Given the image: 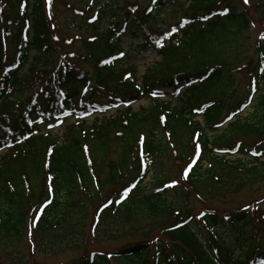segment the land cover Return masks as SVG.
Segmentation results:
<instances>
[{
    "label": "trees",
    "instance_id": "16d2710c",
    "mask_svg": "<svg viewBox=\"0 0 264 264\" xmlns=\"http://www.w3.org/2000/svg\"><path fill=\"white\" fill-rule=\"evenodd\" d=\"M120 1V18L106 15V0L70 11L82 20L67 41L56 35L47 0H0V151L9 149L0 156V264L24 263L21 241L32 255L81 250L68 264H264V228L258 238L252 223L264 201L225 215H195L188 205L264 183V40L253 57L239 58L253 21L236 0H146L142 9ZM170 5L183 16L158 26ZM254 6L264 24V3ZM121 34L137 48L123 52ZM62 42L84 49L65 52ZM138 49L160 57L141 78L131 56ZM240 74L248 83L232 101ZM164 91L177 99L160 100ZM140 100L148 105L131 109ZM119 106L113 116L81 121ZM250 106L251 116H241ZM68 117L76 123L62 139L36 134ZM197 143L184 179L181 165ZM168 163L180 179L165 187ZM119 227L136 241L107 254L93 249L103 236L115 240Z\"/></svg>",
    "mask_w": 264,
    "mask_h": 264
},
{
    "label": "rangeland",
    "instance_id": "374dc122",
    "mask_svg": "<svg viewBox=\"0 0 264 264\" xmlns=\"http://www.w3.org/2000/svg\"><path fill=\"white\" fill-rule=\"evenodd\" d=\"M48 1V0H47ZM89 0H51V3L47 2V5H50V10H51V18L52 22L55 25V32L56 35L61 38V39H67V41L70 40L73 36L79 35V33L74 29L78 24L80 23L81 16H77L78 14L72 13L73 11H76V13H79L81 10H85L86 6L89 5ZM99 1V0H97ZM111 3L110 8H108L107 14L106 15H112L113 12H116L117 16L120 18L122 16V13L119 12L120 8L123 6L122 2L120 0H106ZM238 1L239 5H242L246 8L247 14L251 17L253 24L251 25V28L248 30V32L245 33V36L239 40L240 43V48H241V55L240 59L246 60L250 57H253L254 54V47L255 43L258 39L259 36L263 34V29H264V24L262 22L261 17L255 12V6L257 3L263 4L264 0H249L247 4L244 3V0H236ZM146 0H137L138 5L142 9L145 4ZM187 7V5H185ZM72 11V12H70ZM94 10L91 11V14L93 13ZM90 14V16H91ZM183 16L182 11L176 7V5H170L168 6L163 13L160 14V18L164 21L161 23H157V25L161 27H169L172 24H175L178 22V19ZM106 18V17H104ZM105 20H102L101 26L106 24L104 23ZM121 43L123 44V49L128 50L131 49L130 46H135L136 45V40L129 35V34H124L121 37ZM63 43V42H62ZM237 43V44H239ZM63 47V50L65 52H70V51H77L81 52L83 51L84 47L80 46L79 42H71L70 44L67 42L66 44L63 43L61 45ZM137 48V46L135 47ZM134 48V49H135ZM244 51V52H243ZM133 54V64L137 65V76L139 78L142 77V74L145 73L147 68L152 67L155 65L156 62L159 60V55L157 56L153 52L145 54L143 57H136L135 53ZM234 52H230V56H232ZM83 68L86 69H91L89 64H83ZM248 78L247 75H237V95L236 98L233 99L232 101H235L238 99V96L243 93L244 88L246 87V84L248 83ZM166 97L170 95V92H165L164 94ZM163 100H167L166 98H163ZM231 101V103H232ZM148 101L146 100H140L136 104H132L131 109L137 111L139 107L141 106H147ZM255 105V104H253ZM252 105V106H253ZM250 106L247 108L245 112L241 114V116L247 118V116H251L250 113L253 112V107ZM122 110V109H120ZM116 114V111H110L109 113L106 114V117L113 116ZM96 118H101L102 115H96ZM105 117V118H106ZM93 118L89 117L86 122L87 124H90L91 120ZM198 121H202L201 118L197 119ZM73 123L72 119L68 120V124L71 125ZM67 124V125H68ZM226 128V125L223 127V129ZM46 130V128H44ZM47 132V131H44ZM64 132V127H57L50 132L51 134L55 135L56 137H59V139H62L63 133ZM220 133V132H218ZM216 134V133H215ZM215 134H210L211 136H214ZM5 152L0 153V155H3ZM238 158L242 159V156L238 155L235 157H228V159L231 160H236ZM264 161V160H262ZM169 170L171 175L172 181H177L179 183L178 175H177V169L172 165V163H168ZM183 168V165H181ZM174 176H177L175 178ZM177 179V180H176ZM243 183V182H242ZM247 182H244V184H241L237 191V193H232L229 191L228 195L227 194H218L217 199L210 200L207 203H203L200 201V199L196 196L192 197L190 201L188 202V205L193 212V214L197 215L198 213H201L202 210L206 209H215V212L217 214H229V212H232L236 209H240L242 206H249V205H254L258 202L264 201V183L263 181L253 185V186H248ZM255 212V218L252 219L253 223V234L256 235V237L259 238V236H262L263 228H264V202L262 204H259L258 207L254 210ZM175 219V218H174ZM173 220V219H172ZM170 219V222L172 221ZM119 233L114 234V239L115 240H108L104 241L107 239L106 236H103V240H96L97 243H95L93 249H97L99 251H104L107 253H112L111 251H108L109 248L112 246H122L123 245H128L130 243H133V241H136V239L133 236V231L131 232L130 229H125L124 227H119L118 228ZM248 230V228H246ZM114 231H117V229H114ZM26 240V238L24 237ZM91 240L93 243L95 242L92 237L89 238L87 241ZM100 243V244H98ZM26 245V246H25ZM38 244H36L37 246ZM91 246V245H90ZM89 246V247H90ZM88 247V248H89ZM91 247V248H92ZM111 250V249H110ZM19 251L20 254L24 256L23 259V264H29V260L31 264H68L70 261L73 259L77 258L79 256V251H74V249L69 250L65 254H57V256H54L53 254H44L40 253L39 249L36 248V251H34L33 255L29 253V250L27 248V244H25L24 241H21L20 246H19ZM237 253V252H236ZM4 259L3 256L0 254V262L3 263Z\"/></svg>",
    "mask_w": 264,
    "mask_h": 264
},
{
    "label": "snow or ice",
    "instance_id": "6c2138e0",
    "mask_svg": "<svg viewBox=\"0 0 264 264\" xmlns=\"http://www.w3.org/2000/svg\"><path fill=\"white\" fill-rule=\"evenodd\" d=\"M49 3H51V0H48ZM153 2H155V0H153ZM249 2V0H244V3L247 4ZM133 11H135V9H133ZM149 11H151V9H149ZM173 31H175V29H173ZM91 39H95V37H92ZM261 39L264 40V34L261 35ZM158 46L159 43H158ZM121 56L124 55L123 52H121L120 54ZM107 62V61H106ZM127 78V77H126ZM153 96L157 95V93H152ZM250 103V102H249ZM248 105H245V107H247ZM236 113H232V115L228 116V120H232L233 116H235ZM27 123H31V121H28ZM53 125H49V127H52ZM30 131V129H28ZM21 135H23V130L21 131ZM194 148H195V154L196 156L190 161V162H187L186 166L182 168V175H183V178L184 179H188L189 177V172L193 169V165L195 164L196 162V158L199 157L200 155V152H201V147L200 145L197 143L194 145ZM259 153H253V155H257ZM177 183V181H172V184L171 185H165V187H170V186H173ZM136 185L133 184L131 185V188H134ZM131 188H125L124 190V193L123 195L126 197L128 195V193L131 191ZM203 215V213L201 214Z\"/></svg>",
    "mask_w": 264,
    "mask_h": 264
}]
</instances>
